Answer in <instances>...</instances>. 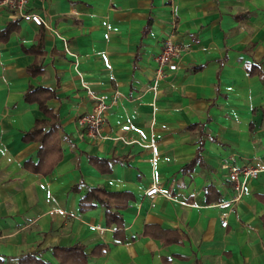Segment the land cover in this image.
Here are the masks:
<instances>
[{"label":"crops","instance_id":"0c3cea01","mask_svg":"<svg viewBox=\"0 0 264 264\" xmlns=\"http://www.w3.org/2000/svg\"><path fill=\"white\" fill-rule=\"evenodd\" d=\"M28 8L44 25L0 8V31L17 21L0 40V264L26 254L58 264L51 249L74 245L87 254L103 246L87 264H264V0ZM170 35L186 50L154 93L155 58ZM38 37L41 52H31ZM34 64L42 69L31 76ZM30 87L54 93L51 114L25 99ZM88 91L119 95L101 139L78 128L93 105ZM37 123L56 129L43 149L25 137ZM231 159L260 172L222 228L216 204L230 194ZM152 184L160 194L147 197ZM86 187L133 196L119 212L123 228L106 226L98 204L79 210ZM159 228L181 242L164 245Z\"/></svg>","mask_w":264,"mask_h":264},{"label":"built area","instance_id":"2783aa9c","mask_svg":"<svg viewBox=\"0 0 264 264\" xmlns=\"http://www.w3.org/2000/svg\"><path fill=\"white\" fill-rule=\"evenodd\" d=\"M28 3L29 0H0V8L9 10L14 18L31 22L36 26L44 25V21L40 15L29 10ZM63 44L66 53H69L67 43L64 42ZM185 50L186 46L183 43L174 41L172 35L164 40L161 51L155 58L154 85L151 87L154 93L157 90L156 84L159 80L164 79L167 75L179 69L180 59ZM88 94L93 98V105L89 112L78 117V128L82 129L84 135L89 139H101L106 114L110 107L116 104L119 95L118 93H113L112 95L106 93L93 95L89 91ZM259 172L260 169L247 164L237 165L234 159H231L227 166V180L231 189L230 194L216 204L217 207L224 210L220 217L222 228L227 227L229 223L227 215L235 211V207L241 200L248 182L256 178ZM158 194H160V189L156 184L150 185L147 191H145V196L147 197H153Z\"/></svg>","mask_w":264,"mask_h":264},{"label":"trees","instance_id":"16d2710c","mask_svg":"<svg viewBox=\"0 0 264 264\" xmlns=\"http://www.w3.org/2000/svg\"><path fill=\"white\" fill-rule=\"evenodd\" d=\"M147 24L144 32H147ZM17 30V21L14 20L10 22L2 31H0V40H7V37L14 31ZM37 45L31 49V52H41L42 48V39L38 37ZM41 67L34 64L28 68V73L31 76L39 73L41 71ZM250 72L254 71V67L249 68ZM257 73L259 74L258 70ZM264 82V77L262 79ZM25 99L29 102H34L39 105V109L44 114H51L52 109L48 107L47 100L54 97V93L47 88L36 87L27 90L24 95ZM45 128L41 126V123H37L35 128L31 129L26 133L25 137H29L31 139L38 140L42 145L43 149L45 146L46 137L52 135L54 133L55 125L52 124L49 126V130L44 132ZM51 138V137H48ZM96 160L93 157L89 158V161L93 162ZM83 183L76 185L75 189L79 190V187L82 186ZM133 196L127 192H108L102 188L95 187H86L85 194L79 200V210L81 212L88 211L93 209L97 204L104 208V219L106 226H115L118 228H123V220L121 215L119 214L120 210L127 207V203L129 200H132ZM264 223V221H263ZM160 233V237L162 239L163 244L170 243H180L181 237L176 235L174 231H166L162 229H157ZM166 235V236H165ZM52 254L57 259L58 264H87L89 256L95 257L104 253L103 246H96L90 254L85 253L84 247L80 245H74L70 247H60L55 246L51 249ZM168 260H165L164 263L167 264ZM1 263V261H0ZM17 264H52L50 262H45L42 259L36 258L34 254H26L24 257L18 259Z\"/></svg>","mask_w":264,"mask_h":264}]
</instances>
